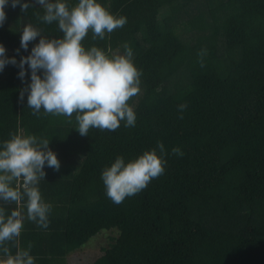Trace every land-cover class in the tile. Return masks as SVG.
<instances>
[{
    "label": "trees",
    "instance_id": "16d2710c",
    "mask_svg": "<svg viewBox=\"0 0 264 264\" xmlns=\"http://www.w3.org/2000/svg\"><path fill=\"white\" fill-rule=\"evenodd\" d=\"M196 1L99 0L127 23L104 40L89 33L82 43L120 53L125 44L132 48L142 71L140 93L129 101L135 127L121 122L116 131L93 128L81 136L74 116L71 123L43 109L34 116L27 93L18 102L30 82L27 65L23 81L17 66L0 71V146L10 132L47 138L61 164L59 172L45 165L39 189L45 202H61L68 231L53 253H31L35 264H65V255L106 230L118 235L92 264H264V0H208L207 15L187 20ZM36 6L26 13L10 2L5 7L0 44L17 62L39 42L21 48L22 25L62 36L55 22L37 19L43 9ZM201 49L207 50L204 67ZM185 102L180 119L177 106ZM157 141L169 153L164 174L114 204L102 169L118 155L136 158ZM177 146L182 157L170 154Z\"/></svg>",
    "mask_w": 264,
    "mask_h": 264
},
{
    "label": "clouds",
    "instance_id": "9594fccd",
    "mask_svg": "<svg viewBox=\"0 0 264 264\" xmlns=\"http://www.w3.org/2000/svg\"><path fill=\"white\" fill-rule=\"evenodd\" d=\"M9 2L22 13L38 5L43 15L35 13L37 19L44 24L55 22L62 33L49 38L31 23L22 25L20 47L27 51L30 42L37 37L39 42L19 62L15 56L8 57L0 44V71L8 64L17 66L23 81L30 69V82L20 89L19 103L23 104L27 93V107L34 116L39 117L41 109L45 115L67 117L69 123L74 116V128L81 136H88L93 128L116 131L121 122L126 128L135 127L137 115L129 101L140 93L142 71L133 63L132 48L125 44L120 53L95 45L86 48L82 43L89 33L93 41L104 40L127 23L125 16L113 14L99 0H78L72 6L67 0H0V26L6 21ZM206 55V49L198 52L201 67ZM186 108V102L177 106L180 119ZM49 143L47 138L18 131L10 132L0 146V264H35L33 244L22 247L20 237L25 220L49 228L52 205L43 199L39 182L46 178L45 165L56 172L61 167ZM170 154L182 157L184 153L177 146ZM168 155L162 141L127 162L118 155L101 172L106 196L119 205L140 193L164 174ZM3 205L15 208L8 214Z\"/></svg>",
    "mask_w": 264,
    "mask_h": 264
},
{
    "label": "crops",
    "instance_id": "0c3cea01",
    "mask_svg": "<svg viewBox=\"0 0 264 264\" xmlns=\"http://www.w3.org/2000/svg\"><path fill=\"white\" fill-rule=\"evenodd\" d=\"M167 9L162 10V13H165ZM183 11V10H181ZM45 196V194H44ZM61 202L58 201H53L51 200V205H52V211H54V214L50 213V223H49V228L47 230H44L42 228L37 227L36 224L25 220L24 222V229L21 233L20 237V245L22 247H27L28 243L31 242L33 244V247L31 249V253L37 251V250H46L49 254L53 253L54 249L58 250L62 246L63 240H60L59 236L60 233L64 232L67 230V225L64 223V218H62V213H66L64 210L59 209L57 206ZM7 210H12L15 208V205H3ZM57 216V217H56ZM68 231V230H67ZM90 242V241H89ZM88 242V243H89ZM87 243V244H88ZM14 249V248H13ZM82 248L77 249L80 250ZM76 251V250H75ZM73 252V251H72ZM70 252V253H72ZM65 255L63 258L65 264L68 263L69 255ZM53 264V262L51 263ZM56 264V263H54ZM92 264V263H90Z\"/></svg>",
    "mask_w": 264,
    "mask_h": 264
},
{
    "label": "rangeland",
    "instance_id": "374dc122",
    "mask_svg": "<svg viewBox=\"0 0 264 264\" xmlns=\"http://www.w3.org/2000/svg\"><path fill=\"white\" fill-rule=\"evenodd\" d=\"M209 3L213 4V1L208 0H197L190 7V16H188L187 20L190 18H195L197 16H205L207 15V10L209 9ZM167 8H165L166 10ZM186 40L190 38V34L188 33L185 37ZM10 53V50L6 49V54ZM118 235V232H113L112 230H106L102 233L96 235L91 239V241L84 245L82 249L73 251L69 255V259L67 260L69 264H90L93 263L95 257L103 254V248L109 246L112 242V236Z\"/></svg>",
    "mask_w": 264,
    "mask_h": 264
}]
</instances>
